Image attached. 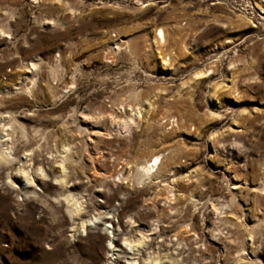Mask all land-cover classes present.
Masks as SVG:
<instances>
[{
    "label": "rangeland",
    "instance_id": "1",
    "mask_svg": "<svg viewBox=\"0 0 264 264\" xmlns=\"http://www.w3.org/2000/svg\"><path fill=\"white\" fill-rule=\"evenodd\" d=\"M128 261L264 264V0H0V264Z\"/></svg>",
    "mask_w": 264,
    "mask_h": 264
},
{
    "label": "bare ground",
    "instance_id": "2",
    "mask_svg": "<svg viewBox=\"0 0 264 264\" xmlns=\"http://www.w3.org/2000/svg\"><path fill=\"white\" fill-rule=\"evenodd\" d=\"M158 36H159V38H160V40L162 41V42H164V33H163V31L162 30H159L158 31ZM197 76H200V74H198ZM157 159H158V157H156L155 158V161H157ZM153 160V159H152ZM152 160L150 161V163H152ZM149 163V164H150ZM157 163V162H156ZM155 163V164H156ZM153 168H154V164L153 165H151V166H149V167H145V168H143V170L148 174V173H150V171L151 170H153ZM77 212H79V211H77ZM85 227H86V225H84ZM139 244V243H138ZM137 243L135 244V248H137L139 245H138ZM110 245H111V243H110ZM128 263L129 264H132V262H130V261H128ZM127 263V264H128Z\"/></svg>",
    "mask_w": 264,
    "mask_h": 264
}]
</instances>
